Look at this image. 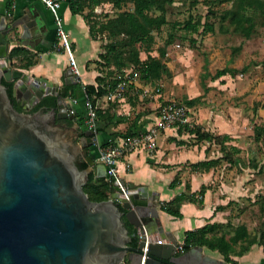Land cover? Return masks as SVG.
Returning a JSON list of instances; mask_svg holds the SVG:
<instances>
[{"label": "water", "instance_id": "95a60500", "mask_svg": "<svg viewBox=\"0 0 264 264\" xmlns=\"http://www.w3.org/2000/svg\"><path fill=\"white\" fill-rule=\"evenodd\" d=\"M18 24L29 36L35 21L0 15V264H120L125 258L128 264H210L201 245L178 253L177 239L150 235L158 195L147 187L123 180L128 196L116 185L110 198L90 199L84 188L90 171L97 180L107 175L89 151L94 131L56 121L69 113L67 86L9 65L4 35ZM3 78L15 81L24 110L14 105ZM49 94L57 95L56 106L27 110ZM82 155L87 168L77 163ZM127 221L137 228L135 245Z\"/></svg>", "mask_w": 264, "mask_h": 264}, {"label": "crops", "instance_id": "0c3cea01", "mask_svg": "<svg viewBox=\"0 0 264 264\" xmlns=\"http://www.w3.org/2000/svg\"><path fill=\"white\" fill-rule=\"evenodd\" d=\"M10 1L12 2L11 12L8 10ZM58 2L57 12L63 17L64 26L69 32L74 56L78 63V74L75 72L72 76L70 73L66 74L71 68L68 53L60 46L55 14L44 0H0V15L6 16L7 21H35L34 26L29 29V36H23L22 24H18L12 31L5 34L6 49L8 54L12 47L21 45L37 53V61L29 68L13 67L23 70L31 77H39L48 84L57 83L59 86L68 87L77 84L73 90L69 91L67 101L75 109L74 118L77 124H79L78 120H83L79 126L84 133L89 127L86 123L87 93L83 84L96 83L100 69L95 60L103 47L101 41L91 35L84 16L72 12L69 0H58ZM178 44L175 45L180 46ZM151 53L159 55L157 51H151ZM147 56L146 51L141 52V59H146ZM167 65L166 71L156 79L157 81L165 79V73L169 72V65ZM176 72L181 73V70L178 68ZM215 74L216 72L212 76L213 81L228 75V73L221 76H215ZM177 79L178 74L172 79H165V91H157L153 94L155 98L150 100L143 97L152 87L153 81L140 77L135 86L136 90L133 89L131 94L124 93L121 97L111 98L108 92L113 89H109L106 94L97 98L98 108L103 109L104 113L108 110L109 113L107 116H99L98 126L103 130L97 132L99 140L91 146V153H95L96 162H101L100 146L107 139L120 140L125 137L124 133L128 129L136 128L141 131L158 120L161 103L171 98L165 97L164 94L170 92L168 88H171L172 83L178 81ZM218 82L221 84L220 80ZM213 83L216 84V82ZM223 87L224 84L221 88ZM194 89L196 91V88ZM201 93L199 91L198 94L190 95V98L201 96ZM133 94L135 96L131 99ZM207 97L201 96V99ZM208 101L189 106L190 120L194 119V124H199L216 135L228 134L230 139L226 140V143L234 141L237 127L229 117H225L226 109L221 110L219 109L221 106H214V102ZM218 146L220 144L215 140L198 139L195 133H190L181 125H175L160 130L155 151L135 149L120 159L119 171L127 184L133 183L136 187H147L153 194L158 195L156 200L158 214L156 221L149 228L150 235L163 241L175 238L181 243L188 229L203 226L208 222H227L228 209L218 207L226 205L227 201L224 200L221 186L216 185L217 181L225 182L221 179L223 176L219 169L225 159L221 158L220 163L209 170L196 169L192 166V163L200 160L222 157L223 150ZM225 162L232 165L227 160ZM176 176H178V183L172 187L170 184ZM202 185L207 186L203 195L204 202L202 204L183 202L182 217L172 215L161 208L162 202L169 201L184 191L198 192ZM201 254L210 259V264H234L226 261L218 250H212L206 246H203ZM234 258L239 264H264V247L261 244H254L243 255L234 256Z\"/></svg>", "mask_w": 264, "mask_h": 264}, {"label": "rangeland", "instance_id": "374dc122", "mask_svg": "<svg viewBox=\"0 0 264 264\" xmlns=\"http://www.w3.org/2000/svg\"><path fill=\"white\" fill-rule=\"evenodd\" d=\"M231 5V0H174L167 6L169 23L156 31L157 42L152 51L159 53V47L166 44L170 33L174 32L176 37L167 44L164 59L169 72L164 78L172 79L178 74V81L172 83L168 88L170 92L164 96L184 100L200 91L202 97L208 96L200 99V103L211 98L208 102L226 109L225 117L236 125L234 141L226 143L227 149L234 146L230 150L235 162L230 165L223 160L219 169L225 182L217 181L216 185L221 186L227 201V219L234 225L245 223L252 233H259L264 228V21L258 18L251 35L246 36L221 17ZM132 8V3H126L122 9ZM119 11L110 2H103L95 9L102 17ZM190 16L200 21L198 31L184 28L183 23ZM204 22L213 28L203 32ZM174 23L180 24L176 30ZM97 38L102 44L107 41L101 33ZM177 43L180 46H176ZM225 66L236 70L235 73L213 81V74ZM178 68L181 73L176 72ZM165 79L153 81L143 98L154 99L157 91L164 92ZM191 123H195L194 119ZM255 126L263 128L260 134H256ZM76 140L80 142L79 137ZM126 261L125 258L123 262Z\"/></svg>", "mask_w": 264, "mask_h": 264}, {"label": "trees", "instance_id": "16d2710c", "mask_svg": "<svg viewBox=\"0 0 264 264\" xmlns=\"http://www.w3.org/2000/svg\"><path fill=\"white\" fill-rule=\"evenodd\" d=\"M174 0H69V5L73 13H80L86 19L90 33L93 37L97 38V34L101 33L107 38L102 44L103 50L99 53V57L95 60L100 69V74L96 77V83L83 84L85 91L93 102L97 104V98L106 94L109 89H115L118 83V78L114 77V70H122L127 67H134L139 71V77L155 81L160 78L166 71L165 57L167 53V44L176 37L174 32H171L166 44L159 47V55L151 53L154 45L156 44L157 36L156 31L161 30L165 24L169 23L167 18V6ZM232 5L227 8L222 14L223 20H228L235 28L241 31L246 36H250L251 32L256 26L257 19L262 17L264 21V0H231ZM103 2H110L120 11L115 15L105 14L102 17L99 13L95 12L98 5ZM126 3H132V9H122ZM8 10L12 11V2H9ZM180 26L179 23H174L173 28ZM185 29L190 31H198L200 28V21L193 20L190 16L188 20L183 23ZM213 28L208 22L203 23V32H207ZM180 43V42H179ZM145 50L148 53L146 59H141V52ZM7 60L12 67L21 66L29 68L30 65L37 61V53L25 48L24 46L17 45L12 47L7 54ZM19 62V65L16 64ZM15 65L13 66V64ZM228 66L220 68L216 71L215 76L232 73ZM6 84L11 99L19 110H24V105L17 99L14 94V80H7L3 78ZM80 83V82H78ZM77 84H72L67 87V95L69 91L73 90ZM135 87L129 86L125 90V94H131ZM201 96L192 98H185L182 100L186 105L193 106L198 103ZM57 105V95L49 94L44 96L37 104L28 111H36L39 109L49 110ZM108 110L98 108L99 116H107ZM98 116V122H99ZM75 118L69 119L73 123ZM79 125L83 120H78ZM190 133H195L198 139H207L210 141L215 140L223 150L222 157L210 158L200 160L192 163L193 168H200L202 170H209L213 166L220 163L221 158L229 161L231 164L235 162L232 151L227 149L226 140L230 139L228 134L216 135L210 130L204 129L199 124H184L181 125ZM256 134H260L263 128L255 126ZM101 127H97V132H100ZM264 130V129H263ZM138 132L136 128H130L124 133L129 136ZM99 140V139H98ZM109 139L101 145H107ZM95 145V143H93ZM92 145V146H93ZM91 146L89 147L90 151ZM80 168H87L89 161L85 156H81L78 160ZM178 183V176L174 178L170 186L174 187ZM84 188L88 193L91 200L101 201L110 198L114 191L113 183L107 178L102 180L96 179V174L92 170L89 173V180L85 183ZM207 186L202 185L198 192L184 191L177 194L169 201H164L161 208L172 215L182 217L181 205L185 201L204 202L203 195ZM198 193V194H197ZM224 209L226 206H218ZM128 228L132 233V240L130 243L137 244L138 233L137 228L127 221ZM184 250H188L194 246H206L212 250H218L228 262L239 264L234 256H241L248 251L254 244H261L264 247V228L259 233H252L245 223L234 225L233 222H208L203 226L188 229L185 231V236L181 242Z\"/></svg>", "mask_w": 264, "mask_h": 264}, {"label": "built area", "instance_id": "2783aa9c", "mask_svg": "<svg viewBox=\"0 0 264 264\" xmlns=\"http://www.w3.org/2000/svg\"><path fill=\"white\" fill-rule=\"evenodd\" d=\"M46 4L51 8L55 14V20L57 24V34L59 38L60 46L68 53L71 68L76 74L79 73L78 63L74 56L72 42L70 40L69 32L64 26L63 17L57 12L59 5L58 0H44ZM179 45V44H178ZM115 78H118V83L115 89L108 92L109 96L121 97L123 96L125 89L129 86H137V80L139 78V71L134 67L123 68L122 70L114 71ZM71 105V104H70ZM68 107L69 114L75 117V109L73 106ZM87 118L86 123L89 129L94 131L92 135L93 143H97V126H98V104H93L87 95ZM189 106L186 105L181 99L168 98L161 103L159 108L158 120L150 127L138 131L129 136L122 137L120 140L109 139L107 145L100 146V160L106 166L107 175L106 178L110 180L114 187L120 186L123 194L128 196V187L123 182V178L120 174L118 163L120 159L128 152L135 149H146L149 152H153L157 147V136L160 130L175 125L190 124ZM115 190V188H114ZM161 241V240H159ZM177 252L185 251L182 244L179 243L176 246ZM120 264H128V262H122Z\"/></svg>", "mask_w": 264, "mask_h": 264}, {"label": "flooded vegetation", "instance_id": "af4514ba", "mask_svg": "<svg viewBox=\"0 0 264 264\" xmlns=\"http://www.w3.org/2000/svg\"><path fill=\"white\" fill-rule=\"evenodd\" d=\"M69 112V111H68ZM69 119H72V117H71V115L68 113V116L66 117V118H59V119H57L56 121H59V122H62V123H69V124H71L70 122H69ZM74 134V133H73ZM70 135V137L72 138V139H75L76 138V136L75 135ZM81 157V156H80ZM80 157H78V160H79V158Z\"/></svg>", "mask_w": 264, "mask_h": 264}]
</instances>
